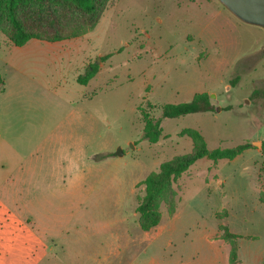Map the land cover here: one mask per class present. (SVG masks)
<instances>
[{"label": "rangeland", "instance_id": "rangeland-1", "mask_svg": "<svg viewBox=\"0 0 264 264\" xmlns=\"http://www.w3.org/2000/svg\"><path fill=\"white\" fill-rule=\"evenodd\" d=\"M100 15L41 52L0 35V264H263L264 96L251 95L264 90V28L218 0H104ZM200 93L220 110L163 119L160 141L144 138V112L161 116L148 104ZM185 129L210 150L250 149L196 162L173 184L176 212L164 201L144 232L143 182L193 150Z\"/></svg>", "mask_w": 264, "mask_h": 264}, {"label": "trees", "instance_id": "trees-1", "mask_svg": "<svg viewBox=\"0 0 264 264\" xmlns=\"http://www.w3.org/2000/svg\"><path fill=\"white\" fill-rule=\"evenodd\" d=\"M104 0H0V35H4L13 45L25 46L31 40L47 43H59L82 37L98 25ZM1 49V42H0ZM98 73V67L91 65L84 75L77 78L80 85H87ZM236 79L235 82H237ZM5 84L0 71V90ZM264 96V90H254L252 99ZM150 110H161L159 118H153L144 112V138L151 144H157L162 138L163 119L180 118L190 114L219 111L211 102L207 93L196 94L190 102L166 104L158 107L148 104ZM181 136H188L193 142V150L161 164L158 172L149 175L143 182L145 196L137 212L140 215V228L144 232L156 228L162 218L161 204L166 201L168 212H176L175 184L199 160L207 158L215 163L221 160H234L250 149V145H238L230 149L210 150L204 137L194 129H185ZM224 229L223 239L232 242L239 238ZM236 259L232 250L231 260ZM264 264V262H263Z\"/></svg>", "mask_w": 264, "mask_h": 264}, {"label": "water", "instance_id": "water-1", "mask_svg": "<svg viewBox=\"0 0 264 264\" xmlns=\"http://www.w3.org/2000/svg\"><path fill=\"white\" fill-rule=\"evenodd\" d=\"M241 21L264 28V0H218ZM215 98V96H210ZM119 150L117 155L122 156Z\"/></svg>", "mask_w": 264, "mask_h": 264}, {"label": "crops", "instance_id": "crops-1", "mask_svg": "<svg viewBox=\"0 0 264 264\" xmlns=\"http://www.w3.org/2000/svg\"><path fill=\"white\" fill-rule=\"evenodd\" d=\"M6 40H8V39H6ZM40 42H43V41H39V40H31V41H29L25 46H23V47H18L19 49V51H25V50H30V49H35V47H37L36 48V52H41V48H40ZM47 43V42H46ZM1 47H2V45H1ZM17 47V46H16ZM53 51V50H52ZM49 54H50V52H49ZM5 66L7 67V68H12L13 67V65L11 64V63H9V62H5ZM8 70V69H7ZM0 71H1V74H2V76H3V73H2V62H1V49H0ZM3 78H4V76H3ZM4 81H5V84H4V87H3V89L2 90H0V93H5V85H6V80H5V78H4ZM77 81V80H76Z\"/></svg>", "mask_w": 264, "mask_h": 264}]
</instances>
